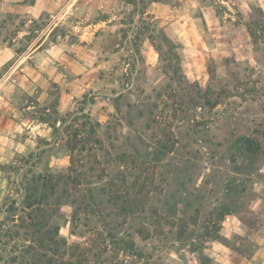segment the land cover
I'll return each mask as SVG.
<instances>
[{
    "label": "rangeland",
    "instance_id": "374dc122",
    "mask_svg": "<svg viewBox=\"0 0 264 264\" xmlns=\"http://www.w3.org/2000/svg\"><path fill=\"white\" fill-rule=\"evenodd\" d=\"M64 263L264 264V0H0V264Z\"/></svg>",
    "mask_w": 264,
    "mask_h": 264
},
{
    "label": "trees",
    "instance_id": "16d2710c",
    "mask_svg": "<svg viewBox=\"0 0 264 264\" xmlns=\"http://www.w3.org/2000/svg\"><path fill=\"white\" fill-rule=\"evenodd\" d=\"M43 187H46V184L43 183ZM43 198H45V194L41 195V200H42V201L45 200V199H43ZM41 225H42L41 223L38 224L39 227H40ZM53 241H54V239H53ZM43 242H44V240H43ZM64 264H69V263H64Z\"/></svg>",
    "mask_w": 264,
    "mask_h": 264
}]
</instances>
